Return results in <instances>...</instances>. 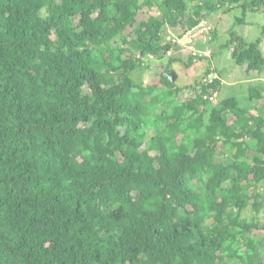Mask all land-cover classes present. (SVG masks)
I'll use <instances>...</instances> for the list:
<instances>
[{"label": "trees", "instance_id": "16d2710c", "mask_svg": "<svg viewBox=\"0 0 264 264\" xmlns=\"http://www.w3.org/2000/svg\"><path fill=\"white\" fill-rule=\"evenodd\" d=\"M224 6L264 14V0H0V264H264V192H247L264 185V87L248 86L255 114L209 99L214 66L186 86L168 74L183 59L166 30ZM261 42L230 32L222 48L264 77Z\"/></svg>", "mask_w": 264, "mask_h": 264}, {"label": "rangeland", "instance_id": "374dc122", "mask_svg": "<svg viewBox=\"0 0 264 264\" xmlns=\"http://www.w3.org/2000/svg\"><path fill=\"white\" fill-rule=\"evenodd\" d=\"M218 11L221 13V20L218 27L216 24V38L214 37L215 40L208 45L210 52L213 54L212 59L206 56L202 58L198 57L199 62L192 65H186L182 62V60H177L172 63L169 70H173L175 75L178 76L176 80L179 86H186L193 84L194 81L197 80L202 69L205 70L208 67L214 66L221 75L223 85L221 95L218 93L217 102L225 97H234L239 101L240 107L248 108L251 105L247 100L246 92L249 85L256 84L258 82V76L254 71L248 70L246 66L236 64L231 57V50L222 48V45L230 39V32H235L240 35L246 42H254L258 37H262L260 49L264 56V34L262 35V31L264 30V14L260 11H245L242 13L241 8H237L236 6H234V8L224 6ZM237 18L242 19L244 22H238ZM209 19L214 22V18L209 17ZM166 32L169 35L168 38L176 35V32L173 29H169V31L166 30ZM204 45L205 43L201 42L197 45V49H199V51H204ZM195 58H193V60ZM164 62H166V59ZM158 69L159 62L151 59L149 61V68L136 70L133 73V77L137 82H148ZM263 79L264 77H262V80ZM87 91L88 90L86 89L85 92ZM189 94L190 91L185 90L181 95H179L178 99L183 100L188 97ZM251 109H253V107H251ZM254 113L257 114L258 112L254 110ZM150 133L151 131H148L147 135L150 136ZM253 147L254 144L252 143L251 148ZM249 153L251 156L254 155V149H251ZM247 192L251 195L258 192H264V185H254L249 188Z\"/></svg>", "mask_w": 264, "mask_h": 264}, {"label": "built area", "instance_id": "2783aa9c", "mask_svg": "<svg viewBox=\"0 0 264 264\" xmlns=\"http://www.w3.org/2000/svg\"><path fill=\"white\" fill-rule=\"evenodd\" d=\"M214 29V22L208 17H202L196 24L184 28L181 35L174 37L173 40L176 42L177 46L183 47V49H185V51L190 53L192 56L197 57L203 55V57H209L211 52L209 50L199 51V49H197V45L199 41L206 44ZM167 53L170 54L171 50ZM217 76L218 75L215 72H210L203 78V82L205 84L211 83L215 78H217ZM262 81L264 84V79ZM217 96L218 94L214 93L209 96V99L213 102H217Z\"/></svg>", "mask_w": 264, "mask_h": 264}, {"label": "crops", "instance_id": "0c3cea01", "mask_svg": "<svg viewBox=\"0 0 264 264\" xmlns=\"http://www.w3.org/2000/svg\"><path fill=\"white\" fill-rule=\"evenodd\" d=\"M226 7H228V8H234V6H226ZM220 16H221V13L217 10V11H213V12H210L209 14H207V17L209 18V17H211V18H214V24H215V27H216V24H217V27H218V24H219V22H220V20H221V18H220ZM213 21V20H212ZM217 27L215 28V29H217ZM167 33V32H166ZM216 33H217V30H216ZM174 37H176V35L175 36H172L171 38H174ZM215 38H216V35H215ZM215 38L213 39V40H211V39H208V42L203 46V48L206 50H209L210 51V49L208 48V45L209 44H211V42L212 41H214L215 40ZM201 43V41H199L198 42V44H200ZM230 53H231V51H230ZM171 54H173V55H175L176 57H178V58H181V59H183L182 60V62L183 61H189V57L191 56L187 51H185V49H183V47H180V46H176V48L175 49H173V50H171V53H170V55ZM189 54V56L187 57V55ZM212 52H211V55H210V57L209 58H211L212 59ZM199 59H194L193 60V62L191 63V65L192 64H194V63H197V62H199L198 61ZM184 63V62H183ZM190 65V66H191ZM244 66H246V64H244ZM246 68H247V66H246ZM207 69V68H206ZM205 69V70H206ZM200 70H201V68H200ZM204 69H202L201 70V72H200V74H199V76H198V78L204 73V71H205ZM170 72H172L173 70H169ZM255 72V71H254ZM256 73V72H255ZM257 74V73H256ZM257 76H258V82L260 83V85L262 86V87H264V84H263V81H262V77L261 76H259L258 74H257ZM176 78H178V76H176ZM197 78V79H198ZM222 79V78H221ZM222 89H223V85H222ZM264 89V88H263ZM186 90H188L189 91V89H186ZM221 93H222V90H221V92L219 93L220 95H221ZM225 98H228V97H225ZM250 110H251V106L250 107H248Z\"/></svg>", "mask_w": 264, "mask_h": 264}, {"label": "water", "instance_id": "95a60500", "mask_svg": "<svg viewBox=\"0 0 264 264\" xmlns=\"http://www.w3.org/2000/svg\"><path fill=\"white\" fill-rule=\"evenodd\" d=\"M168 74H169V77L171 78L172 81H175L176 80V75H175V72H170L168 71Z\"/></svg>", "mask_w": 264, "mask_h": 264}]
</instances>
